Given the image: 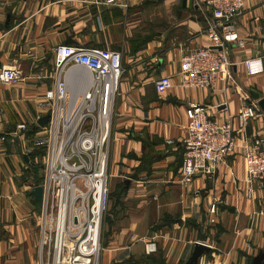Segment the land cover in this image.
Instances as JSON below:
<instances>
[{
    "label": "crops",
    "instance_id": "1",
    "mask_svg": "<svg viewBox=\"0 0 264 264\" xmlns=\"http://www.w3.org/2000/svg\"><path fill=\"white\" fill-rule=\"evenodd\" d=\"M0 0V71L14 66L22 80L0 81V264H37L39 202L59 45L122 54L124 73L115 104L109 149V210L103 222L101 264H193L200 244L211 248L194 264H252L264 251V187L249 184L247 140L264 134V0H248L234 20L240 44L224 48L233 79L214 90L182 89L181 60L211 44L206 0ZM154 8V11L152 9ZM147 38L149 40H147ZM254 63L250 74L246 62ZM80 68L68 71L70 84ZM172 78L158 94L154 81ZM70 86L71 91H74ZM258 117L237 138L236 154L213 178L182 183L183 140L190 105L228 122L244 104ZM25 124V131L19 126ZM218 199L217 212L210 206ZM164 216L169 225L156 229ZM215 219V224L210 222ZM155 243L157 252L147 254Z\"/></svg>",
    "mask_w": 264,
    "mask_h": 264
},
{
    "label": "built area",
    "instance_id": "2",
    "mask_svg": "<svg viewBox=\"0 0 264 264\" xmlns=\"http://www.w3.org/2000/svg\"><path fill=\"white\" fill-rule=\"evenodd\" d=\"M152 2L154 0H144ZM248 0H206L212 14L207 28L211 44L188 52L181 60L179 86L182 89L214 90L220 82L231 81L232 62L224 52L228 44H240L234 20L245 10ZM107 4L126 7L116 0ZM55 86L45 98L51 103L45 127L43 201L38 212L40 242L37 264H101L103 222L109 210V149L115 104L124 73L122 54L110 49H85L59 45L54 49ZM14 66L3 67L0 81L18 83L22 74ZM250 74L254 63L247 61ZM80 68L72 79L68 71ZM158 94L173 88L171 77L154 81ZM256 105L244 103L228 122L210 119L207 110L190 105L183 140L182 183L192 184L196 176L213 178L218 167L236 154L237 138L258 117ZM22 124L19 130L25 131ZM244 156L247 181L264 187V134L247 140ZM214 200L209 214L217 212ZM210 222L215 224L216 220ZM211 248L210 245L204 244ZM147 254L157 252L156 244L146 246Z\"/></svg>",
    "mask_w": 264,
    "mask_h": 264
},
{
    "label": "water",
    "instance_id": "3",
    "mask_svg": "<svg viewBox=\"0 0 264 264\" xmlns=\"http://www.w3.org/2000/svg\"><path fill=\"white\" fill-rule=\"evenodd\" d=\"M260 106L262 107V109H264V100H262L260 102ZM50 120V115L42 118L40 120V125L42 126H46L48 124ZM32 195L35 197V199L39 202V204H42L43 201V188L41 186H37L33 189L32 191ZM210 248L204 244H200L196 247L195 249V253L192 259V263H197V261L199 260V258L203 255L204 252L208 251ZM252 264H264V251H261L258 256H256L253 259V263Z\"/></svg>",
    "mask_w": 264,
    "mask_h": 264
},
{
    "label": "trees",
    "instance_id": "4",
    "mask_svg": "<svg viewBox=\"0 0 264 264\" xmlns=\"http://www.w3.org/2000/svg\"><path fill=\"white\" fill-rule=\"evenodd\" d=\"M148 3H151V2H148ZM147 40H149V39L147 38ZM171 219L172 218L169 216H164V218L161 220V222L156 226V229H160L162 227L169 225L171 222ZM147 264H158V262L153 260L152 263H147Z\"/></svg>",
    "mask_w": 264,
    "mask_h": 264
},
{
    "label": "rangeland",
    "instance_id": "5",
    "mask_svg": "<svg viewBox=\"0 0 264 264\" xmlns=\"http://www.w3.org/2000/svg\"><path fill=\"white\" fill-rule=\"evenodd\" d=\"M152 11H154V8L152 9ZM106 216V215H105Z\"/></svg>",
    "mask_w": 264,
    "mask_h": 264
}]
</instances>
